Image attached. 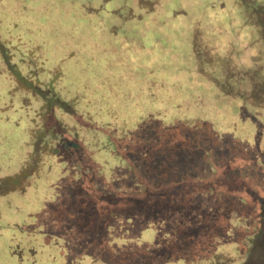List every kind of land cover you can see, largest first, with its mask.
Segmentation results:
<instances>
[{
  "label": "rangeland",
  "instance_id": "374dc122",
  "mask_svg": "<svg viewBox=\"0 0 264 264\" xmlns=\"http://www.w3.org/2000/svg\"><path fill=\"white\" fill-rule=\"evenodd\" d=\"M5 1L16 2L19 16H26L28 22L21 21L15 30L24 32V40L41 45L39 61L48 68L40 71L39 82L24 80L15 72L18 89L35 90L34 84L41 83L43 89L51 88L56 94L46 92L49 99L40 116L34 117L32 108L26 110L30 123L35 120L38 125L33 132L35 151L24 164L20 144L27 133L28 117L23 116L18 126L0 122V135L10 139L6 146L15 147L8 148L4 156L10 174L15 173L0 176V191L25 188L23 194L12 193L0 204V264H61L57 248L44 246L39 232L58 231L54 234L59 235L60 228L64 236L73 238L65 228L67 217L78 222L87 238L102 241L104 249L118 256L113 264H145L152 258L150 253L156 257L155 251L163 243L176 244L179 233L186 240L191 238L188 247L194 246L193 252L199 254L198 235L210 228L215 231L207 234L208 240L234 244L243 255L240 264H264V170L263 179L257 181L232 173L234 169L245 171L249 162L264 161V127L246 109L241 111L233 98L215 95L216 84L203 71L192 40L195 26L201 32L216 27L232 31L241 20L234 0ZM8 31L14 30L0 24L2 39ZM14 45L10 49L15 51ZM36 53L29 55L35 56L29 61L31 67L39 63ZM58 68L60 78L52 75ZM4 84L0 78V103L8 97ZM22 112L17 110L13 116ZM5 113L12 114L11 110L0 111ZM260 118L264 121V112ZM151 129L161 131L160 136L169 135L164 141L168 145L184 144L182 135L191 132L201 134L202 145L210 133L212 144L218 143L219 149L238 148L233 160L221 157V165L204 180L220 193L205 195L206 184L185 186L180 191L187 198L181 204L182 200H175L178 192L173 185L169 197L175 204L167 208L170 202L139 183L137 174L144 179V172L154 168L134 162L140 156L132 151L140 144L132 145L130 138L142 142ZM19 152L21 169L16 162ZM92 165L89 174L87 166ZM62 179L66 184L53 194L52 185ZM196 190L203 193L199 199V193L193 194ZM54 201L58 203L49 216L30 220L45 203ZM95 201V209L113 216L104 227L102 216L97 219L91 209ZM84 205L81 213L78 207ZM165 210L170 215L165 217L170 219L167 223L161 214ZM182 212L184 218H177ZM60 218H64L60 227H54L51 220ZM10 220L18 227L24 225V231L5 226ZM15 246L19 255L11 252ZM175 246L171 247L176 250Z\"/></svg>",
  "mask_w": 264,
  "mask_h": 264
},
{
  "label": "trees",
  "instance_id": "16d2710c",
  "mask_svg": "<svg viewBox=\"0 0 264 264\" xmlns=\"http://www.w3.org/2000/svg\"><path fill=\"white\" fill-rule=\"evenodd\" d=\"M234 4L238 7L241 15L240 21H238L239 18L235 20L238 22L235 23L233 27L234 29L230 31L228 28L220 29L219 27H216L212 31L208 30L206 32H201L198 26H195L192 39L193 48L197 55H199V60L203 61L201 63L203 71L206 69L207 75H209L210 79L216 84L215 95H219V97H222L223 99L233 98V101L238 102V104L242 106L240 108L241 111L245 112L246 109L253 115L252 117L264 127V121L260 118L261 113L264 112V0H234ZM0 6L3 7V9L0 10V24H5L6 27L14 30L12 33L11 31H8L3 39L0 36V78L4 79V88L8 94V97H5V101L0 103V111L11 110L12 112V114H0V122L16 123L18 126L20 120L23 119V116L28 117V125L25 127L27 133L25 138L22 139L24 141L20 144V147L24 149L23 159H21L22 162L24 161V164L35 151L33 132L35 130L34 127L38 125L35 120L33 123H30V120L32 121V119H30V115H26V110L32 108L34 117H38V115L40 116L41 114H39V112L41 108L46 105L48 101L47 99H49L47 98L49 93H55V90L53 91L51 88L46 89L45 87L43 89L41 83L34 84L33 87L35 90L18 89V83L14 80L15 72L18 71L24 80H29L30 82L35 78V80L39 82L42 81V79L38 78L40 71H45L48 68H43V64L39 61L41 60L40 55L43 54V50L40 49L41 45L37 41L30 39L24 40L22 38L24 32L15 30V27H19L21 21L26 19V23L28 22L26 16L25 18L19 16L16 2H2V0H0ZM217 35H219L220 38L217 37ZM12 43H14V46L17 48L15 51L10 49ZM19 47H22L23 49H18ZM34 51H37L36 54L39 57L37 61L39 63L31 67L29 61L35 60V56L30 57L29 55L33 54ZM52 75L54 77L59 76L58 78H60V68L53 70ZM0 95H2V92H0ZM31 104H33L34 107H31ZM21 109H23V112L20 116H13V112L15 114L17 110ZM41 123H43L42 120ZM4 128L5 127H3L2 130L5 132L6 130ZM158 132L161 133L159 130ZM158 132L151 129L150 134L147 135L142 142L136 141L133 137L130 138L132 145L140 144L139 147L132 151L140 156L139 160H135L134 162L139 165H152L154 168L153 172H144V179H141L137 174L136 178L139 183L149 187V190L156 194L155 196L163 197L167 203L170 202L171 204L169 203L170 205L167 206V208H171L170 206L175 204V201L171 200L172 198L169 197L171 190L175 189L173 185H176L175 190L178 192V195L176 196L178 198L175 200H182L179 201L181 204L183 203V199L187 198V195L181 193V191H185V186L193 188L194 184L201 183L208 185L205 195L219 192L214 189L212 182L204 180L207 175L213 172L214 167L221 165V157L222 159L224 157L233 160L234 157H236L235 153L239 152L238 148L235 150H232V147L219 149V145L216 141V144H212L214 139L210 133H207V142L202 145V142L200 141L201 134L192 135L191 132L188 135L187 133L182 135L186 137L183 138L184 144L175 143L173 145H168L164 141L169 139V135L165 136V134H162V136H160L161 134ZM8 140L10 139H4L3 136L0 135L1 177H9L15 173L13 172L10 174V167H7V162L4 157L5 154H7L8 148H15L14 146H6L5 143ZM159 140H162V143L152 149L150 144L155 142L158 143ZM18 157L19 159L16 160V162L19 169L23 166H20V152ZM210 161L212 164H210ZM92 167L93 165L87 166V168L90 169L89 174L92 172ZM87 168L84 166L86 171ZM244 168L245 171L234 169L232 173H234V176L241 175V177L253 179V181L254 179L257 181L258 178L261 180L263 179V160L259 163L249 162ZM148 181L153 183V187L148 184ZM229 181H231V188H233L232 185H235L234 180L232 181L231 179ZM246 181L249 182V180ZM64 184H66V181L63 179L60 184L59 181L53 184V194H55V190H59ZM84 190L85 188L83 187V191ZM24 192L25 188L21 189L20 192L0 191V204L1 201L10 197L12 193H17V196H19ZM61 192L62 191H60L59 194H61ZM162 192L163 195H160ZM225 192L228 194L229 190L227 189ZM196 193L197 195L199 193V196L196 199L203 196V193L197 190L193 194L196 195ZM134 198L140 199V195H135ZM57 203L58 201L45 203L40 212H34L33 215L29 216L33 218L30 220L37 221L40 216H49V213L52 211L51 208ZM95 204L96 201L91 204L93 205L91 209L96 211L97 219L98 216H102L101 223L104 227L106 222L109 223L112 221L113 216L105 215L103 214L105 211L95 209ZM190 205H192V203ZM106 206L108 205L106 204ZM84 207L85 205L80 206V208L78 207V210L82 213V210L85 209ZM204 208H206V206ZM206 209L211 210V207L207 206ZM115 212L118 213L119 210L116 209ZM168 213V210L161 212L164 223H167V221L170 220L165 218L170 217ZM176 215L177 218H179V216L184 218L183 212L177 213ZM207 215L209 216V214ZM147 216H149V214H147ZM64 218H60L58 221L57 219H52L51 222L52 224L56 223L54 227H60V222ZM5 226L12 228L16 227L15 229L19 233L24 231V225L18 227L15 223H12V220L6 221ZM65 228L75 236H73V238L64 236L63 232L60 231V228L59 235L54 234L58 231H55L54 233H48L47 231L39 232L40 236L43 238L44 246H55L57 248L59 257L62 258L61 264H113L116 259H118V256L113 255L111 250L104 249L105 246L102 241L95 243L91 238H87L85 232L79 230L78 222H76L75 219L67 217V226ZM216 229L218 230V228ZM214 231L215 229L212 230V228H210L208 229V232H205L206 234L198 235L199 238L196 241L199 245L202 244V247L199 248V254L193 252L194 246L192 248L188 247V245H192L191 238L188 237V240H186L183 233L182 235L179 233L180 236L177 238L178 240L176 244L171 242L163 243L161 246L157 247V251H155L156 257L150 253L149 255H151L150 257L152 258H150L151 260H146L145 264H171L181 260L183 261L182 264L243 263V255L235 248L234 244H212L208 240L210 234H207ZM24 233L32 234L30 231ZM214 237H218V235H215ZM200 239H202V241ZM174 245H176V250L171 247ZM101 250L103 252L100 253ZM11 252L17 255L20 254L17 246L12 248ZM29 253L32 256L34 251H29ZM193 253L195 255H193ZM155 259L158 262H156Z\"/></svg>",
  "mask_w": 264,
  "mask_h": 264
}]
</instances>
